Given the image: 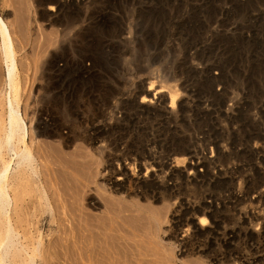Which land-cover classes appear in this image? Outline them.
<instances>
[{"label":"rangeland","instance_id":"374dc122","mask_svg":"<svg viewBox=\"0 0 264 264\" xmlns=\"http://www.w3.org/2000/svg\"><path fill=\"white\" fill-rule=\"evenodd\" d=\"M59 1H60V4H59ZM48 4L51 6H54L56 12L50 13V15L49 13H46L44 11V7L49 6ZM106 4L111 5V6H108V5L105 6ZM112 4H113V8H112ZM181 4H182V7H180ZM174 5L177 7L175 8ZM66 7H67V10L65 11ZM155 7H158L157 10H155L156 9ZM56 8H58L59 10ZM42 9L44 13L41 11ZM147 9H149L150 11L149 10L147 11ZM92 10L94 11L93 13L95 14L96 17L92 13ZM79 11L81 13V16L79 17L80 20H77V23H75V26L71 30V33L67 35L66 34L62 35L60 31L62 29L61 27H63L61 25V22H62L61 19L65 18V16L66 15L68 16L69 14H70L69 16L71 17L74 15L79 16L80 14ZM6 12L7 14L9 13L8 21L9 22L14 21V24H16L15 18H17V21H19L18 17L20 16L22 17L20 18V21L23 19L24 16H26L25 18H27V19L24 18L25 20L23 19V21H26L27 23L23 21H21L23 23L19 22L21 24L19 26V29L25 26L23 27L25 29H23L22 31V32L25 31V33H23L25 35L22 34L23 36L21 35L20 37L22 38V37L27 36L28 38L26 40V44L24 48L21 50L19 49V53H18V61H19L18 67H19V70L22 71L21 76L23 74L24 75L22 77L26 76L22 78L23 79L22 82L24 83L22 84L21 82V88H22V97H21V102H20L21 114L23 115V118L25 120V123L28 129L33 132L36 130L35 129L36 127L45 129L47 125L55 123L57 126L59 125L58 126V129L60 130L59 132L61 133L63 131L61 134L65 137L72 136L71 132L72 130L75 131V129L76 131L78 130V132H83L82 133L83 136L88 135L85 138L86 140L85 139L75 140L74 142L76 143L75 144L76 147L74 146V143L70 142L69 145H67V148H63V146H61L59 142L57 144V141H56V144L55 143L53 144L51 143L53 142L51 140L43 141L42 138H39L41 140L37 139V141H43L49 144L51 143L50 145H57L58 148H60L59 149L60 151L65 150L67 154L75 153L76 151L78 152L79 150L81 151V152H78L79 154L81 153L82 155L86 153L89 159L95 161V162L93 161L92 162L96 164L95 168L97 170L96 171L97 175L93 183L87 187L88 189L90 188L91 189L93 188V189L92 191H89V192L87 189H83L84 192L87 191L90 194H93V195L95 194L94 195L95 197H98L96 196L98 194L99 195H115L114 192H111L107 188L104 189L101 186L103 178L106 177L105 175L106 162L102 158L101 154H98L97 152L93 150L92 148L93 145H91V144H94V141H95V136H96L95 131H103V135L99 137V140L101 141V143L104 145H108V146L110 145L109 146L110 152L118 155V158L122 160L120 161L121 164L128 163L129 165L127 164V166H130L133 163L131 167L134 168V170L136 169L135 171H138L135 173H139V172H141L142 174L145 173L144 166H143L145 162H146L145 164H147L146 168L151 166L150 168L153 169L155 167L154 169L157 170V167L154 162L166 161L165 159H169V162L174 161V158L177 157V154H175L176 153L175 150L177 151L183 150V152L185 153L183 157L186 158L185 162L182 164L181 163L176 164L174 161V163H171V164L173 165L174 170H184V175L187 174L189 176V173H190V180L191 179L192 180L189 183V185L187 184V186L191 189L195 188L196 191L198 190L197 191L198 194L196 193L194 189L195 198H194V195L188 197L189 202L191 201L192 203H202L205 201V203H207L209 206L210 205L215 206V207L212 206L213 208L212 207L209 208L208 214L206 213L207 215L204 216L207 219V223L209 222L210 223H209V226L206 225L208 229L207 227H203V229L206 228L205 230H208V231L210 230V231L208 234H205L202 237L194 235L195 226L193 224L196 223L194 222V219L195 221H197L196 220L198 218L197 215H193L194 216L193 217L190 214H183V212L182 213L179 212L180 207L178 206H176L177 209L175 208L174 210H171L168 207V204L164 206L166 202H164V204L163 202H158V203L154 201L152 203L149 202V205L152 204L151 206L153 208H155L156 210L158 209L157 217H156L157 220L154 222L151 220H146V219H150L148 218V215L141 213L140 214L142 216L141 218H146L145 219L146 221L142 219L140 220V218H138L140 222L142 221L140 223L138 220L133 219L135 216L134 217L129 216L131 217V219H129L128 222L129 221L130 222L129 223L125 222V224H129V225H125L124 223L121 224V227L120 225H115V226L113 225L115 228L112 226L111 227L112 230L110 229L111 231L109 230V228H102L103 231L99 229V233L103 232V234L105 235H107V233L110 231V233L107 235V238H109L108 236H111L110 234H115L117 232L116 233L117 235L115 234L117 239L116 237H113V238L110 237L113 239V241L112 239L110 240L107 239L105 235L104 236L102 235V233L101 235L100 234L97 235L98 237H95V239H97L98 242L96 240L95 244H99L100 247H98V245H94L93 241L95 239L92 234H89V236H87L89 238L78 237V239H76L77 237L75 236V233H74V236L76 238L68 240L70 239L69 237L70 234L67 233L66 235V231L70 232L71 228L67 222H64L65 224H63L64 225L63 227L65 230H63V232H65V236H64L65 238L64 240L59 239V241H61L60 243L64 247L62 248L63 250L65 249V251H63L62 248L60 247L61 245L59 241L57 239L56 240L54 239L57 236V234L55 235L53 234V236L48 239L52 240V238L55 236L53 240L50 241V243L52 242L51 245L54 248L52 246L50 247L54 249L53 251L54 253L57 254L58 252H61L60 254H57V255H61V254L62 255L61 256L56 255L58 257L57 258L58 261L55 260L56 256L53 257L54 255L52 253L53 249L50 248L52 249L50 250L52 254L49 257V261L52 259L51 262L53 261L54 264L55 263L56 264L57 263L58 264H62V263L63 264L64 263L73 264L72 262H74V264H78L77 261H80V262L82 261V264H85V263L92 264V262L94 261L92 262L90 261L95 260V259H96L95 262L97 263L101 259L102 262H99V264H116L115 260H117V264H118V261L120 264L121 263L122 264H219V263L220 264H245V263L246 264H264L263 262L264 261V238L262 237L264 236V229H261L262 226L264 227V200H263L264 199V0H58V1L50 0V2L46 4H44V0H7V3L5 2V5L3 6V13H6ZM155 12L156 13L158 12L157 15H154L156 14ZM164 12L166 13V16L164 15L165 14ZM197 12L200 14H198ZM71 13L73 14L71 15ZM136 13H139V14H136ZM144 13L147 14V16L144 15ZM195 13L197 14L195 15ZM142 14L144 17L141 16ZM194 15L196 16V18H194L195 17ZM52 17H54V20ZM86 17L88 18V20ZM150 17L152 19H150ZM156 17L157 18L160 17V18L157 19ZM93 23H94V26L92 28ZM117 23H119L118 24L119 26L117 25ZM110 25L113 27H111ZM117 26H118V29H116ZM105 28L107 29L105 30ZM88 29H91V30H88ZM133 30H137V32ZM88 31H91L90 33L92 34V36L91 34L88 35L89 34ZM102 31L104 33H102ZM80 32L83 34V36L82 34H80ZM94 32L95 34L97 32V34L95 35ZM115 33H120V34L115 35ZM73 34H76V35H73ZM78 34L79 36H77ZM85 34L90 36V38L86 36ZM103 34H105L106 36H104ZM45 36L47 37V39L44 38ZM53 36L55 37V41L52 40ZM20 37H16L17 40H19ZM80 37H82L81 39L86 42L85 44L83 43L84 41H82V44H80V41H81ZM43 38L46 39L44 44L42 43L44 42L42 41L44 40ZM48 39H49V42L47 41ZM101 39L104 42L101 41ZM32 40H33V43L31 42ZM71 40H73L74 43ZM97 40H99V42L103 44V46ZM107 40L110 42L109 44H107L108 43ZM75 41L78 43H75ZM96 41H97V44H96ZM112 41L114 42L112 43ZM39 42H41L42 44L41 43L39 44ZM98 43L101 46H99ZM45 44H47V46ZM89 44L90 45L92 44V45L90 46ZM63 45L65 46V48ZM60 46H62V48ZM84 46H86L87 48ZM95 46L96 48H94ZM39 47L41 48L40 50L42 51L38 55V52H40ZM88 50L91 52H89ZM95 51H98V52H95ZM101 51L103 52V54ZM57 52L60 54H57ZM62 52L64 53V55H62L63 54ZM85 53H86V56H84ZM104 53L106 54L104 55ZM58 55H61V57ZM93 55H98V56L96 57ZM56 56H58L59 58L57 57L58 58L57 59ZM53 57L55 58L53 59ZM34 58L36 60L33 62ZM99 58L100 59L102 58V59L100 60ZM60 61H62V65L60 64L61 63ZM49 62L50 63L52 62L53 64L50 65ZM57 63H59L58 64L59 67L58 65H56ZM174 63L178 64L179 66L175 65ZM63 64L65 67H63ZM54 65H56L55 68H54ZM174 66L177 68H174ZM21 67L25 68V70L24 69L21 70ZM27 67H28V70H27ZM50 67H53V68H50ZM194 67L196 68V70ZM72 68L76 69L75 71L76 72L78 71V72L75 74L74 73L75 71L72 70ZM193 69L195 72H193ZM186 70L188 73L186 72ZM190 70L192 73L189 72ZM79 71H81L82 73L84 72V74H82L81 72L79 73ZM176 72H179V73H176ZM45 73L46 74L48 73L47 75L50 79L49 78L47 79V75ZM65 73H66V76H65ZM190 73L192 74V76ZM193 73L195 74L193 75ZM52 74L55 76H53ZM56 74L57 75L59 74L61 77L57 76ZM88 74L92 76L90 77ZM174 74L176 75L175 77L173 76ZM82 77L83 78L85 77L86 79L85 78L83 79ZM96 77L97 79L99 77L100 78L98 80L94 79ZM101 77H104V78H101ZM59 78L63 80L65 84L62 83L63 87L61 86L58 89V92L60 91V93L62 92V94L61 96H58L59 98H58L57 108L51 110V106L49 105L50 102L48 101L49 99L48 97L46 98V93L44 92V89L47 87L45 85V82L48 84L50 80L56 81ZM87 78L89 80H87ZM211 78L213 79V81H211L212 84L210 82ZM216 78L218 80H216ZM67 79H69V81ZM204 80H206L207 82H204ZM86 81L87 83H85ZM208 81L210 84L208 83ZM106 83L111 84L112 86L107 85ZM204 83L206 84L208 83L209 86L208 84L207 85L205 84L204 85L205 87H202ZM150 84L152 85L154 90L155 89L157 90L160 86H162L165 92H167L166 87L175 86L178 92L180 91L179 93L182 96H184V100L186 101V104L189 105V107L187 106L188 108H185L186 110L184 109V111L176 108L173 114L170 113V117L168 114L166 115L163 111H159L157 113L156 112L151 113L150 115V112L148 109L144 110V112L146 111L145 113L143 112L142 109L138 107H135V110H134L133 106H138L137 102L139 101L138 99L140 98V93H141L140 90H142V88L140 89V86L147 87ZM28 85H30V88H28ZM66 85L68 86L66 87ZM191 85L192 86L194 85V87H192ZM74 86H76L77 89ZM107 86L112 91H110V89L108 90ZM206 86L208 87L211 86V87L208 88ZM73 87L75 89H73ZM102 87L103 89L101 90ZM66 88L67 90H65ZM100 90L102 92H98ZM72 91H74L75 93L78 91L79 93L77 92V95L75 94L76 96H73L74 92ZM106 92H108L109 95ZM90 93L91 94L94 93L93 96H90L91 95ZM104 93H105V97L102 96ZM65 95H67L69 98ZM94 95L97 97L98 100L96 99ZM92 97H95V98H92ZM123 99L127 101H124ZM189 99L191 101H189ZM43 100L45 101V103H43ZM129 100H131V103ZM84 101H85V104H84ZM106 101H108L107 102L108 104H105ZM73 102H75V104ZM91 103H93L94 105ZM43 104L47 106L46 109H45L46 106ZM98 104L100 105L98 107L97 106L95 107V105H98ZM129 104H131L130 107H128ZM65 108L66 109L68 108L67 111L65 110ZM126 108H130V109H126ZM42 110L44 111L42 112ZM83 110H86V111H83ZM98 110L99 111L101 110V111L99 112ZM136 111L139 113H137ZM141 112L142 114L144 113L145 115L144 114L141 115ZM160 112H162L163 114H161ZM76 113L79 115L77 116ZM135 114L137 115L135 116ZM152 114H154V116H152ZM156 114H159V115H156ZM164 114H165V117L167 116L166 118L163 117ZM182 115L185 117L184 119L182 118L183 117ZM172 117L173 118L176 117L175 120ZM52 119H54L55 121L53 122ZM88 121H90L91 123ZM63 124L64 125L67 124L68 127L64 126ZM62 128L64 130H62ZM68 128L70 130H68ZM135 128L138 130H136ZM139 128L140 130H143V131L140 132ZM169 128L170 130L168 131ZM171 128H173L172 131L174 130V132L171 131ZM157 129L159 130V132ZM135 130L137 132L136 134L134 132ZM65 131L67 132L69 131V132L66 133ZM163 132L164 133L166 132V133L164 134ZM121 133L123 135H119ZM175 133H177V135ZM141 134L143 138L142 136H140ZM159 134L161 135V137ZM173 135L174 137L172 138ZM121 136L122 138L124 136L126 137H124L122 140ZM136 136L139 138V139L137 138L138 140L136 139ZM145 136L149 138V140ZM176 136H177V139L175 138ZM154 137L157 140H159L160 144H157L159 142H157ZM67 139H70V138H67ZM179 139H180V143H178ZM118 140L120 141V143ZM116 141L119 143L120 146L118 145ZM128 141L129 143L130 141L132 142L136 141V143L138 142L137 143L138 145L136 143L135 145L134 143L133 144L130 143L133 146L132 148L130 144H127ZM149 141L151 144L149 143ZM110 142L111 144L115 143L116 145L115 144L111 145ZM175 142L177 143L175 144ZM79 145H81L80 148L82 149L79 148ZM124 145L126 147L130 145L129 147H131L132 149L129 147L128 149ZM147 145H148V148H147ZM124 147H125V150H124ZM77 148L79 149L77 150ZM140 148L144 154L142 152H138ZM134 149L137 151H135ZM184 149L186 152L184 151ZM219 149L221 152V153L219 152L220 154H218L217 152L219 151ZM167 150H169L168 151L169 153L167 152ZM122 151L123 152L125 151V152L123 153ZM126 151H128L129 153L127 152L126 154ZM133 152L134 154H132ZM120 153H121V156L126 155V157L127 158L129 157V158L127 159L125 156H123L125 159L124 160L123 157L119 155ZM160 153H162L161 156H160ZM138 154L139 155L142 154L140 155L141 157H139ZM162 155L164 157H162ZM199 158L200 160H198ZM204 158L207 160H205ZM132 161H136V162H132ZM191 161L194 164L193 165V168L195 167L194 169L192 168L191 165H189V164H192ZM170 168H163L162 172L156 171L155 173L160 178H162L164 182L166 181L169 184H174L177 187H180V186L184 187V184L186 182H184L181 178H178L175 181L173 180L169 181L167 179L169 178L168 176H169ZM189 168L190 170L188 171ZM192 172L194 173V175H192L193 174ZM197 176L198 178L199 177L200 178L198 179ZM201 176L206 177V178L202 177L203 178L202 179ZM203 184H204V188L202 186ZM220 185H222L221 188H220ZM211 192H213L214 194ZM182 197L183 196L181 194L178 196L177 204L180 202ZM133 200L137 203H142L143 201V200H135V199ZM133 200L131 201L135 203ZM84 202L85 201H82L81 203L82 207L84 209L89 210L86 206V202L85 204H83ZM125 203L129 204L130 202L129 200H126ZM228 203L230 205H228ZM141 205H147V203L143 202V204ZM166 206L167 208H163ZM222 207H224V209ZM226 207L228 208L226 209ZM241 208H244V209L242 210ZM239 209L242 210L243 212L240 211ZM89 212L91 214L94 213L96 215L99 213L98 211H91V210H89ZM216 212L218 215L219 214L223 215V216L219 215L221 218L217 217L215 219V220H218V224L220 223L219 225L215 224L213 220H211L212 218L209 217V216L216 215ZM133 215H136V214H133ZM125 216H128V214L127 215L125 214ZM238 216L239 217L242 216V217L239 218ZM222 218L225 219V220L223 219L225 222H223ZM132 219L138 222H134L132 221ZM178 219L179 220L183 219L184 221L182 220L183 221L182 222L180 220L181 222L180 223ZM189 220H191L192 223ZM231 220L233 221V225H232ZM234 220H237L238 222ZM175 222H177L178 224L177 223L175 224ZM229 222H231V224ZM224 223L226 224L228 223L227 224L228 226L225 225L227 228L223 225ZM151 224L153 227L151 226ZM191 224L192 226H194L193 229L191 228L192 227ZM243 224L244 225L246 224V226H244ZM177 226L179 229L176 228ZM63 227H61V229ZM234 227H237V229ZM241 227L243 229H241ZM113 228L116 230L113 231ZM229 229H231V231L240 230L238 237L234 239H230L231 237L230 235L232 234H230ZM150 230H152L154 234H152L153 232H151ZM223 231L225 234L223 233ZM94 232L98 234L97 230L96 231L94 230ZM173 232H175L176 234ZM248 232L250 234H248ZM119 233L120 235L122 234L121 235L122 239L120 238L121 236H118ZM177 234L184 235V240H187V241L189 237V241H188L189 243H187L188 246L186 245L184 247L185 245L184 243L176 240L175 237ZM188 234H191V235H188ZM246 234H248L249 237L253 238V240L249 238L248 235L246 236ZM185 235H187L188 237ZM222 235H224L225 238ZM91 236L93 237V240H91L92 239ZM179 237L180 236H178L177 238L179 239ZM190 238L192 242L190 241ZM196 238L198 240H196ZM106 239L108 242L106 241ZM82 240H85V241L81 242ZM90 240L92 241V243ZM101 240L103 241L104 244L103 243L101 244L100 242ZM216 240L219 241L220 243L218 242L217 244ZM77 241L78 242L80 241V242L78 243ZM71 242L74 244V247L76 245L77 247L74 248L72 245H70ZM190 242L193 244H191ZM54 243L57 246H54ZM68 243H69V246H68ZM240 243L241 245H239ZM93 245L96 247L93 248V252H92V248L90 247L91 246L94 247ZM227 245L229 247H226ZM153 246H155L156 248H153ZM56 247L60 248L58 252L55 251L58 249ZM72 247L76 249L78 253L73 252ZM78 247L80 249H78ZM101 247L107 249L108 255L107 253L106 254L104 253L107 251L102 250ZM188 247L190 248L193 247V248L190 249ZM67 248H69L70 250L72 249L70 252L71 254L72 253L77 254V257H74L76 256L75 254L73 256V254L71 255L69 253L71 255V258H73L75 261H72L73 259L71 260L69 259L70 255L67 253L69 249ZM96 248H98V250ZM94 249L95 251L97 250L99 252L100 256L104 255L103 256L104 258L97 256L98 253L95 252ZM99 249L101 250L99 251ZM157 249L159 250L156 251ZM208 250H210V252ZM90 251L92 252L91 254H89ZM189 251L191 253H189ZM94 252L96 254H94ZM211 252L213 255L211 254ZM222 253L223 255L225 254L224 258H223ZM226 253L228 255H226ZM81 254L83 256H81ZM93 254L96 256L95 258ZM208 254L210 256H207ZM90 255H92L91 257L93 259L90 257ZM63 256L65 259H63ZM108 256L112 258L113 262L111 261V258H109ZM120 256H122V259L120 258ZM226 256H228V258ZM59 257H62V258H59ZM78 257L80 259H78ZM84 257L86 259V262L85 260L84 261L81 260V258H84ZM89 257L91 258V260ZM106 258L108 259V261ZM225 258L227 259V262ZM59 259H60V262H59ZM62 259L65 260L66 262L63 261ZM95 262L94 264H97Z\"/></svg>","mask_w":264,"mask_h":264},{"label":"bare ground","instance_id":"6f19581e","mask_svg":"<svg viewBox=\"0 0 264 264\" xmlns=\"http://www.w3.org/2000/svg\"><path fill=\"white\" fill-rule=\"evenodd\" d=\"M46 1V2H45ZM58 1V0H57ZM5 2L7 3V0H0V264H52V262H51V260L49 261V257L51 256V254L53 253L54 255H53V257H55L57 254H60L61 252H58L59 251V249L60 248H58L59 247V245H58V247H56V248H58L57 250H55V251H57L58 253L56 254V253H54L53 251H54V247L51 245V243H50V241H52L53 240V238L55 237H53L52 238V240H50V239H48V238H51L52 236H53V234L55 235V234H57V236L54 238L55 240L57 239L58 241H59V239L61 240V239H63L64 240V236H65V232H63V230H65L64 229V225L63 224H65L64 222H67L69 225H70V232H67L66 231V235H67V233H69L68 235H69V237H70V239H68V240H71V239H75L76 237V239H78V237H80V238H83V237H87V236H89V234H92L93 236H94V239H95V237H98L97 235H101V233H102V235L104 236L105 234H103V232H101V233H99V229H101L102 230V228H109V230L111 229L112 230V226L114 225H120V227H121V224H125V222H127V223H129L128 222V220L129 219H131V217H129V216H135L133 219H136V220H138V218H140V220L142 219V220H145L146 218H141L142 216L140 215L141 213L142 214H146V215H148V218H150V219H146V220H151V221H156L157 220V211H158V209L156 210L155 208H153L151 205V203L154 201V202H163V204H164V202H166L165 204H164V206L166 205V204H168V207L171 209V210H174L175 208H176V206H178V207H182L181 208V210H180V208H179V212H183V214H190V215H197L198 216V218L196 219L197 221H195V219H194V222H196V223H194L193 225L195 226V232H194V235H196V236H204L205 234H208L209 233V231L208 230H205V229H203V227H207V226H209V223H207V219L204 217L205 215H207L208 214V209L209 208H211L212 206H214V205H208L207 203H205V201L204 202H202V203H192L191 201L189 202V198L188 197H190V196H193L194 194H195V192H194V189H191V188H189L188 186H187V184L189 185V183L191 182V180H190V173H189V176L187 175V174H185L184 175V170H174L173 168V165L171 164V163H174V161H175V163L176 164H178V163H184L185 162V160H186V158L185 157H183V155L185 154L184 152H183V150H175L176 151V153L175 154H177V157L176 158H174V161H170L169 162V159H165L166 161H156V162H154L155 163V165H156V167H157V170L156 169H152V168H150L151 166H149L148 168H146V166H147V164H143V166H144V170H145V173L144 174H142L141 172H139V173H135V172H138V171H135L134 170V168H132L131 166H132V164L130 165V166H127V164L126 163H123V164H121L120 163V161H122V160H120L119 158H118V155H116V154H114V153H111L110 152V150H109V146L108 145H104V144H102L101 143V141L99 140V137H101L102 135H103V131H95V141H94V144H91V145H93V150L95 151V152H97L98 154H101L102 155V158L104 159V161L106 162V167H105V175H106V177L105 178H103V180H102V183H101V186L104 188V189H108V190H110L111 192H114V194L115 195H96V196H98V197H95L93 194H90V193H88L89 191H92V189L90 190V189H88L87 187L90 185V184H92L93 183V181H94V179H95V177H96V168H95V165L96 164H94L93 162H95L94 160H91V159H89L88 158V155L85 153V154H82L81 155V153L79 154L78 152H81V151H79L78 149L81 147V145H79V148H77V150H78V154L75 152V153H69V154H67V152L64 150V151H60L59 149L60 148H58V146L57 145H50L51 143H55L56 144V141H57V144H58V142H59V144L61 145V146H63V148H67V145H69V143L70 142H72V143H74V146H75V140H78V139H85L87 136H83V132H78V130L76 131V129H75V131L74 130H72V136H63L61 133L63 132H59L60 130L58 129V126L55 124V123H53V124H49V125H47V127L45 128V129H41L40 127H36L35 129V131L33 132V131H31V130H29L28 129V127H27V125H26V123H25V120H24V118H23V115L21 114V111H20V102H21V97H22V88H21V82L23 81V79L22 78H24V77H26V76H24V77H22L21 76V74H22V71H20L19 70V67H18V63H19V61H18V53H19V49L21 50V49H23L24 48V46H25V44H26V40L28 39L27 38V36L26 37H20L23 33H25V31L24 32H22L23 31V29H25V28H23V27H25V26H23L21 29H19V26L21 25L20 23H23V22H26V21H23V19L26 17V16H24L23 17V19L21 20V21H23V22H21L20 21V18H22L21 16L20 17H18L19 18V21H17V18H15L16 19V24H14V21L13 22H9L8 21V16H9V13L7 14V12L6 13H3V6L5 5ZM38 2V1H37ZM48 2H50V0H44V4H46V3H48ZM54 2V1H53ZM77 2V1H76ZM39 3V2H38ZM89 3V2H88ZM94 3V2H93ZM96 3V2H95ZM10 4V3H9ZM8 4V5H9ZM43 4V3H42ZM59 4H60V1H59ZM58 4V5H59ZM80 4V3H79ZM115 4V3H114ZM160 4V3H159ZM49 5V4H48ZM55 5V4H54ZM108 4H106L105 6H107ZM156 5V4H155ZM176 5V4H175ZM174 5V6H175ZM196 5V4H195ZM104 6V7H105ZM108 6H111V5H108ZM179 6V5H178ZM197 6V5H196ZM6 7H7V5H6ZM69 7H71V6H69ZM95 7V6H94ZM102 7V6H101ZM104 7H103V9H104ZM177 6H175V8H176ZM180 7H182V4H181V6ZM99 8V7H98ZM112 8H113V4H112ZM145 8V7H144ZM149 8V7H148ZM156 9L155 10H157V8L158 7H155ZM160 8V7H159ZM56 9H58V8H56ZM70 9V8H69ZM75 9V8H74ZM78 9V8H77ZM107 9V8H106ZM151 9V8H150ZM194 9V8H193ZM200 9V8H199ZM198 9V10H199ZM40 10V9H39ZM59 10V9H58ZM67 10V7H66V9H65V11ZM73 10V9H72ZM79 10V9H78ZM77 10V11H78ZM94 10V9H93ZM92 10V13L94 12ZM96 10V9H95ZM149 9H147V11H148ZM160 10V9H159ZM163 10H164V8H163ZM201 10V9H200ZM42 12H43V9L41 10ZM40 11V12H41ZM44 11L46 12V13H49V15H50V13H53V12H56V10H55V7L54 6H51V5H49V6H45L44 7ZM64 11V12H65ZM70 11V10H69ZM68 11V12H69ZM75 11V10H74ZM98 11V10H97ZM102 11V10H101ZM105 11V10H104ZM107 11V10H106ZM150 11V10H149ZM197 11V10H196ZM195 11V12H196ZM41 12V13H42ZM61 12V11H60ZM146 12V11H145ZM194 12V11H193ZM44 13V12H43ZM70 13V12H69ZM76 13V12H75ZM79 13H80V11H79ZM101 13V12H100ZM142 13H143V11H142ZM151 13H153V12H151ZM156 13V12H155ZM158 13V12H157ZM157 13L156 14H154V15H157ZM160 13V12H159ZM165 13V12H164ZM198 13V12H197ZM197 13H195V15L197 14ZM65 14V13H64ZM73 13H71V15H72ZM94 14V13H93ZM136 14H139V13H136ZM141 14V13H140ZM147 14H148V12H147ZM147 14H145L144 13V15H146L147 16ZM161 14V13H160ZM162 14H163V12H162ZM174 14V13H173ZM191 14V13H190ZM198 14H200V13H198ZM52 15H54V14H52ZM61 15V14H60ZM70 15V14H69ZM65 16V18H62L61 19V25L63 26V27H61L62 29L60 30L61 31V34L62 35H64V34H69V33H71V30L74 28V26H75V23H77V20H80V16H81V13L79 14V16H76V15H74V16H76V17H74V16ZM87 15H88V13H87ZM97 15H98V13H97ZM101 15V14H100ZM104 15V14H103ZM149 15H151V14H149ZM165 16H166V13L164 14ZM194 15V16H195ZM57 16V15H56ZM62 16V15H61ZM93 16V15H92ZM94 16H95V14H94ZM141 16H143V14L141 15ZM165 16H163V17H165ZM193 16V17H194ZM45 17H46V15H45ZM88 17V16H87ZM86 17V18H87ZM96 17V16H95ZM98 17V16H97ZM117 17V16H116ZM144 17V16H143ZM168 17V16H167ZM192 17V18H193ZM53 18V20H54V17H52ZM57 18V17H56ZM55 18V19H56ZM59 18V17H58ZM85 18V19H86ZM105 18V17H104ZM107 18V17H106ZM142 18V17H141ZM157 18V17H156ZM155 18V19H156ZM158 18H160V17H158ZM157 18V19H158ZM162 18V17H161ZM194 18H196V16L194 17ZM14 19V20H15ZM25 19H27V18H25ZM24 19V20H25ZM65 19V20H64ZM97 19H99V18H97ZM113 19H114V17H113ZM117 19V18H116ZM150 19H152L151 17H150ZM47 20V19H46ZM58 20V19H57ZM60 20V19H59ZM87 20H88V18H87ZM93 20V19H92ZM102 20V19H101ZM52 21V20H51ZM116 21V20H115ZM115 21H113V22H115ZM18 22V23H17ZM20 22V23H19ZM53 22V21H52ZM57 22V21H56ZM60 22V21H59ZM58 22V23H59ZM95 22V21H94ZM106 22V21H105ZM108 22V21H107ZM112 22V23H113ZM118 22V21H117ZM27 23V22H26ZM25 23V24H26ZM90 23V22H89ZM88 23V24H89ZM104 23V22H103ZM102 23V24H103ZM109 23H110V21H109ZM119 23H117V25H118ZM22 25H24V24H22ZM60 25V24H59ZM106 25V24H105ZM113 25H115V24H113ZM53 26V25H52ZM56 26V25H55ZM93 26H94V23H93V25H92V28H93ZM103 26V25H102ZM108 26V25H107ZM111 26V25H110ZM119 26V25H118ZM118 26H117V28L116 29H118ZM58 27V26H57ZM60 27V26H59ZM109 27V26H108ZM111 27H113V26H111ZM110 27V28H111ZM86 28V27H85ZM84 28V29H85ZM91 28V27H90ZM91 28V29H92ZM96 28V27H95ZM103 28V27H102ZM101 28V29H102ZM83 29V30H84ZM91 29H88V30H91ZM107 28H105V30H106ZM121 29V28H120ZM134 29H135V27H134ZM94 30V29H93ZM87 31V30H86ZM97 31V30H96ZM123 31V30H122ZM121 31V32H122ZM133 31H136L137 32V30H133ZM22 32V33H21ZM58 32V31H57ZM76 32H77V30H76ZM89 32V34L88 35H90L91 33V31H88ZM93 32V31H92ZM108 32V31H107ZM110 32V31H109ZM74 33H75V31H74ZM84 33V32H83ZM102 33H104L103 31H102ZM123 33V32H122ZM80 34H82L81 32H80ZM94 34H95V32H94ZM93 34V35H94ZM96 34H97V32H96ZM95 34V35H96ZM107 34V33H106ZM110 34V33H109ZM116 34H120V33H115V35ZM23 35H25V34H23ZM22 35V36H23ZM72 35V34H71ZM73 35H76V34H73ZM86 35V34H85ZM88 35H86V36H88ZM104 36H106L105 34H103ZM108 35V34H107ZM111 35V34H110ZM114 35V34H113ZM56 36V35H55ZM77 36H79V34L77 35ZM81 36V35H80ZM82 36H83V34H82ZM86 36H84V37H86ZM91 36H92V34H91ZM16 37H20L19 38V40H17V38ZM89 38H90V36H88ZM121 37V36H120ZM123 37V36H122ZM44 38H46L47 39V37L45 36ZM43 38V39H44ZM49 38V37H48ZM53 39V41H55V37L53 36L52 37ZM69 38H70V36H69ZM82 37H80V39H81ZM91 38H93V37H91ZM98 38V37H97ZM96 38V39H97ZM109 38V37H108ZM46 39H44V40H42V41H44V42H42L43 44L45 43V40ZM50 39V38H49ZM49 39L47 40L48 42H49ZM71 39H72V37H71ZM86 39V38H85ZM51 40V41H52ZM46 41V42H47ZM72 42H73V40H71ZM82 41H84V40H82L81 39V41H80V44H82ZM89 41V40H88ZM98 42H99V40H97ZM97 41H96V44H97ZM101 41H103L102 39H101ZM106 41V40H105ZM32 43H33V40L31 41ZM94 42V41H93ZM104 42V41H103ZM107 44H109L110 42L107 40ZM114 41H112V43H113ZM38 43V42H37ZM41 42H39V44H40ZM41 43V44H42ZM54 43V42H53ZM74 43V42H73ZM75 43H78V42H76L75 41ZM84 44L86 43L85 41L83 42ZM91 43H92V41H91ZM100 43V42H99ZM99 43H98V45H99ZM21 44V45H20ZM38 44V45H39ZM52 44V43H51ZM101 44V43H100ZM46 46H47V44H45ZM90 45V44H89ZM92 45V44H91ZM90 45V46H91ZM102 46H103V44H101ZM101 45H99V46H101ZM105 45V44H104ZM42 46V45H41ZM40 46V47H41ZM44 46V45H43ZM64 46V45H63ZM67 46V45H66ZM98 46V47H99ZM37 47V46H36ZM39 47V51L40 52H38V55H39V53H41V51L42 50H40L41 48ZM45 47V46H44ZM43 47V48H44ZM61 48H62V46H60ZM84 47H86V46H84ZM83 47V48H84ZM89 47V46H88ZM46 48V47H45ZM64 48H65V46H64ZM67 48V47H66ZM87 48V47H86ZM85 48V49H86ZM94 48H96V46L94 47ZM68 49V48H67ZM84 49V50H85ZM96 50V49H95ZM43 51H44V49H43ZM59 51V50H58ZM62 51H64V50H62ZM89 51V50H88ZM104 51V50H103ZM87 52V51H86ZM89 52H91V51H89ZM94 52V51H93ZM95 52H98V51H95ZM102 52V51H101ZM63 53V52H62ZM53 54V53H52ZM51 54V55H52ZM57 54H60V53H58L57 52ZM91 54V53H90ZM94 54H96V53H94ZM100 54V53H99ZM102 54H103V52H102ZM106 53H104V55H105ZM37 55V54H36ZM55 55V54H54ZM62 55H64V53L62 54ZM84 55V54H83ZM83 55H82V57H83ZM88 55V54H87ZM58 56H60L61 57V55H58ZM58 56H56V58L58 57ZM84 56H86V53H85V55ZM90 56V55H89ZM93 56H98V55H93ZM92 56V57H93ZM64 57V56H63ZM81 57V58H82ZM88 57V56H87ZM100 57H101V55H100ZM35 58H37V57H35ZM33 59V62L36 60V59ZM51 58H52V56H51ZM55 57H53V59H54ZM59 58V57H58ZM57 58V59H58ZM85 58V57H84ZM83 58V59H84ZM103 58V57H102ZM101 58V59H102ZM52 59V60H53ZM64 59V58H63ZM86 59V58H85ZM93 59V58H92ZM100 59V58H99ZM100 59V60H101ZM50 60V59H49ZM51 60V61H52ZM65 60V59H64ZM63 60V61H64ZM90 60V59H89ZM96 60V59H95ZM94 60V61H95ZM32 61V60H31ZM79 61V60H78ZM77 61V62H78ZM83 61V60H82ZM93 61V60H92ZM91 61V62H92ZM103 61H104V59H103ZM47 62V61H46ZM57 62V61H56ZM61 63V65H62V61H60ZM86 62V61H85ZM53 63H54V61H53ZM52 62L50 63L49 62V64L50 65H52L53 64ZM97 63V62H96ZM104 63V62H103ZM184 63V62H183ZM59 63H57L56 65H58ZM65 64V63H64ZM64 64H63V67H65L64 66ZM74 64V63H73ZM90 64V63H89ZM89 64H87V65H89ZM105 64V63H104ZM175 64V63H174ZM185 64V63H184ZM47 65V64H46ZM49 65V66H50ZM56 65H54V68H55V66ZM60 65V66H61ZM75 65H77V64H75ZM91 65V64H90ZM95 65V64H94ZM175 65H178V64H175ZM182 65V64H181ZM78 66H79V64H78ZM77 66V67H78ZM168 66V65H167ZM179 66V65H178ZM194 66V65H193ZM22 67H24V66H22ZM21 67V70L22 69H24L25 70V68H22ZM58 67H59V65H58ZM58 67H56V68H58ZM81 67V66H80ZM93 67V66H92ZM92 67H91V69H92ZM105 67H106V65H105ZM197 67V66H196ZM46 68H47V66H46ZM50 68H53V67H50ZM49 68V69H50ZM85 68H86V66H85ZM167 68V67H166ZM174 68H177V67H175L174 66ZM179 68V67H178ZM187 68V67H186ZM195 68V67H194ZM48 69V70H49ZM61 69V68H60ZM64 69H66V68H64ZM168 69V68H167ZM23 70V71H24ZM27 70H28V67H27ZM55 70V69H54ZM59 70V69H58ZM62 70H63V68H62ZM69 70H71V69H69ZM68 70V71H69ZM72 70H76V69H73L72 68ZM80 70V69H79ZM83 70V69H82ZM174 70V69H173ZM195 70H196V68H195ZM57 71V70H56ZM67 71V72H68ZM85 71V70H84ZM25 72V71H24ZM63 72V71H62ZM78 72V71H77ZM76 71L74 72L75 74L77 73ZM81 71H79V73H80ZM186 72H187V70H186ZM189 72H191V70L189 71ZM193 72H195L194 71V69H193ZM201 72V71H200ZM72 73H73V71H72ZM82 73V72H81ZM91 73H93V72H91ZM176 73H179V72H176ZM188 73V72H187ZM192 73V72H191ZM190 73V74H191ZM198 73V72H197ZM46 74V73H45ZM44 74V75H45ZM48 74V73H47ZM46 74V75H47ZM62 74V73H61ZM82 74H84V72L82 73ZM86 74V73H85ZM107 74V73H106ZM173 74V73H172ZM195 73H193V75H194ZM53 75V74H52ZM51 75V76H52ZM57 75V74H56ZM74 75V74H73ZM89 75V74H88ZM103 75V74H102ZM102 75H100V76H102ZM108 75V74H107ZM112 75V74H111ZM211 75V74H210ZM209 75V76H210ZM50 76V77H51ZM53 76H55V75H53ZM57 76H60L59 74L57 75ZM64 76V75H63ZM65 76H66V73H65ZM70 76V75H69ZM79 76V75H78ZM78 76H76V77H78ZM82 76V75H81ZM85 76V75H84ZM90 76V75H89ZM89 76H88V78H89ZM92 76V75H91ZM90 76V77H91ZM174 77L176 76L175 74L173 75ZM172 76V77H173ZM190 76V75H189ZM191 76H192V74H191ZM44 77H46V76H44ZM61 77V76H60ZM75 77V76H74ZM73 77V78H74ZM87 77V76H86ZM94 77V76H93ZM111 77V76H110ZM207 77V76H206ZM49 77H48V75H47V79H48ZM58 78V77H57ZM65 78V77H64ZM83 78V77H82ZM85 78V77H84ZM83 78V79H84ZM87 78V80H89ZM100 78V77H99ZM98 78V79H99ZM101 78H104V77H101ZM210 78V77H209ZM209 78H208V80H209ZM22 79V80H21ZM50 79V78H49ZM53 79V78H52ZM72 79V78H71ZM75 79H77V78H75ZM79 79V78H78ZM86 79V78H85ZM92 79V78H91ZM94 79H97V77L96 78H94ZM97 79V80H98ZM171 79V78H170ZM175 79V78H174ZM205 79V78H204ZM27 80V79H26ZM68 81H69V79H67ZM80 80V79H79ZM114 80V79H113ZM193 80V79H192ZM206 80H207V78H206ZM206 80H204V82H207ZM216 80H218L217 78H216ZM71 81V80H70ZM73 81V80H72ZM81 81V80H80ZM96 81V80H95ZM94 81V82H95ZM115 81V80H114ZM211 81H213V79L211 78L210 79V82ZM65 82H67V81H65ZM83 82V81H82ZM89 82H91V81H89ZM93 82V83H94ZM98 82V81H97ZM103 82V81H102ZM102 82H100V83H102ZM192 82V81H191ZM24 82H22V84H23ZM62 83H64V81L63 80H61L60 78L59 79H57L56 81H52V80H50L49 82H48V84L45 82V85L47 86L45 89H44V92L46 93V98L48 97V101L50 102V106H51V110L52 109H55V108H57V103H58V96H61V94H62V92L60 93V91L58 92V89L62 86ZM72 83V82H71ZM75 83V82H74ZM79 83H81V82H79ZM85 83H87V81L85 82ZM104 83V82H103ZM185 83V82H184ZM183 83V84H184ZM193 83V82H192ZM208 83H209V81H208ZM207 83V84H208ZM29 84H30V82H29ZM65 84V83H64ZM67 84H69V83H67ZM84 84V83H83ZM91 84V83H90ZM107 85H111V84H108V83H106ZM182 84V85H183ZM206 83H204L203 84V86L202 87H205L204 85H205ZM206 84V85H207ZM210 84V83H209ZM209 84H208V86H209ZM211 84H212V82H211ZM72 85H74V84H72ZM96 85V84H95ZM94 85V86H95ZM143 85V84H142ZM145 85V84H144ZM147 85V84H146ZM189 85V84H188ZM68 85H66V87H67ZM71 86V85H70ZM70 86H69V88H70ZM88 86H89V84H88ZM97 86V85H96ZM112 86V85H111ZM180 86V85H179ZM192 86V85H191ZM208 86H206V87H208ZM44 87V86H43ZM63 87V86H62ZM74 87H76V86H74ZM73 87V89H75ZM79 87V86H78ZM99 87H101V86H99ZM106 87V86H105ZM105 87H104V89H105ZM192 87H194V85L192 86ZM201 87V86H200ZM211 87V86H210ZM210 87H208V88H210ZM25 88V87H24ZM28 88H30V85H28ZM83 88H85V87H83ZM93 88H95V87H93ZM107 88H108V86H107ZM142 88V90H140L141 91V93H140V98L139 97H137V98H139L138 100V102H137V104H138V106H133L134 107V110H135V107H138V108H140V109H142L143 110V112H144V110H146V109H148L149 110V112H150V115H151V113H157V112H159V111H163L166 115L168 114L169 115V117H170V113L171 114H173V112H174V110L176 109V108H178L179 110H183L184 111V109L185 108H188L189 107V105H187L186 104V101L184 100V96H182L179 92H178V90L175 88V86H168V87H166L167 88V92H165L164 90H163V87L162 86H160L157 90L155 89H153V87H152V85L150 84V85H148L147 87L146 86H144V87H142V86H140V89ZM185 88V87H184ZM207 88V89H208ZM64 89V88H63ZM76 89H77V87H76ZM80 89H81V87H80ZM103 89V87L101 88V90ZM110 88H108V90H109ZM200 89V88H199ZM28 90V89H27ZM65 90H67V88L65 89ZM79 90V89H78ZM92 90V89H91ZM98 90V89H97ZM98 91V92H102V91ZM188 90V89H187ZM193 90V89H192ZM195 90V89H194ZM62 91H64V90H62ZM85 91V90H84ZM94 91V90H93ZM105 91V90H104ZM107 91V90H106ZM110 91H112L111 89H110ZM72 92H74V91H72ZM72 92H71V94H72ZM78 92V91H77ZM77 92L75 93L74 92V95L73 96H76L77 95ZM92 92V91H91ZM166 94H165V93ZM190 92V91H189ZM27 93H28V91H27ZM26 93V94H27ZM69 93V92H68ZM79 93V92H78ZM107 94H108V92H106ZM117 93V92H116ZM76 94V95H75ZM91 94V93H90ZM89 94V95H90ZM94 94V93H93ZM93 94H91L90 96H93ZM102 94V93H101ZM113 94V93H112ZM114 94H115V92H114ZM44 95V94H43ZM67 95H69V94H67ZM67 95H65V96H67ZM83 95V94H82ZM100 95V94H99ZM109 95V94H108ZM72 96V95H71ZM85 96V95H84ZM95 96V95H94ZM101 96V95H100ZM102 96H104L105 97V93L102 95ZM138 96V95H137ZM192 96V95H191ZM64 97V96H63ZM68 97V96H67ZM82 97V96H81ZM96 97V96H95ZM95 97H92V98H95ZM104 97H102V98H104ZM109 97V96H108ZM45 98V99H46ZM69 98V97H68ZM74 98V97H73ZM89 98V97H88ZM133 98V97H132ZM135 98V97H134ZM137 98H136V100H137ZM192 98V97H191ZM190 98V99H191ZM44 99V100H45ZM61 99V98H60ZM66 99V98H65ZM81 99V98H80ZM96 99H97V97H96ZM106 99V98H105ZM189 99V101H191ZM43 100V103H45V101ZM84 100H85V98H84ZM94 100V99H93ZM98 100V99H97ZM97 100H96V102H97ZM107 100V99H106ZM124 100V99H123ZM132 100V99H131ZM131 100H129L130 101V103H131ZM135 100V99H134ZM61 101V100H60ZM79 101V100H78ZM92 101V100H91ZM109 101V100H108ZM108 101H106V103L105 104H108L107 102ZM124 101H127V100H124ZM189 101H187V102H189ZM72 102V101H71ZM103 102V101H102ZM120 102H122V101H120ZM168 102V103H167ZM66 103V102H65ZM74 104H75V102H73ZM81 103V102H80ZM95 103V102H94ZM99 103V102H98ZM124 103V102H123ZM60 104V103H59ZM58 104V105H59ZM73 104V105H74ZM84 104H85V101H84ZM91 104H93V103H91ZM90 104V105H91ZM189 104V103H188ZM43 105H45V104H43ZM79 105H81V104H79ZM94 105V104H93ZM100 104H98V105H95V107L97 106H99ZM130 105L131 104H129L128 105V107H130ZM46 106V105H45ZM124 106H125V104H124ZM123 106V107H124ZM188 106V107H187ZM191 106V105H190ZM74 107V106H73ZM43 108V107H42ZM47 108V106L45 107V109ZM68 108H69V106H68ZM67 108V109H68ZM84 108V107H83ZM103 108H104V106H103ZM39 109H41V108H39ZM67 109L65 108V110L67 111ZM75 109V108H74ZM81 109H82V107H81ZM95 109H97V108H95ZM123 109V108H122ZM126 109H130V108H126ZM59 110H60V108H59ZM72 110V109H71ZM70 110V111H71ZM138 110V109H137ZM186 110V109H185ZM41 111V110H40ZM44 110H42V112H43ZM47 111V110H46ZM45 111V112H46ZM63 111V110H62ZM83 111H86V110H83ZM97 111V110H96ZM99 111V110H98ZM101 111V110H100ZM99 111V112H100ZM129 111V110H128ZM141 111V110H140ZM73 112H74V110H73ZM137 112V111H136ZM135 112V113H136ZM146 112V111H145ZM144 112V113H145ZM148 112V111H147ZM182 112V111H181ZM50 113H52V112H50ZM56 113V112H55ZM72 113V112H71ZM85 113V112H84ZM96 113V112H95ZM137 113H139V112H137ZM143 113V114H144ZM161 114H163L162 112H160ZM159 113V114H160ZM46 114V113H45ZM57 114V113H56ZM64 114V113H63ZM68 114H69V112H68ZM74 114V113H73ZM77 114V113H76ZM89 114V113H88ZM126 114V113H125ZM142 114V112H141V115H143ZM159 114H156V115H159ZM165 114H164V116L163 115H161V116H163V117H165ZM183 114V113H182ZM42 115V114H41ZM49 115V114H48ZM54 115V114H53ZM79 114H77V116H78ZM90 115H92V114H90ZM89 115V116H90ZM98 115V114H97ZM128 115V114H127ZM133 115V114H132ZM137 114H135V116H136ZM145 115V114H144ZM149 115V116H150ZM155 115V116H156ZM178 115V114H177ZM184 115V114H183ZM182 115V116H183ZM43 116V115H42ZM41 116V117H42ZM63 116V115H62ZM131 116V115H130ZM129 116V117H130ZM152 116H154V114H152ZM185 116V115H184ZM182 117L183 119L185 118V117ZM47 117V116H46ZM53 117V116H52ZM94 117H96V116H94ZM99 117V116H98ZM127 117V116H126ZM133 117V116H132ZM160 117V116H159ZM167 117V116H166ZM165 117V118H166ZM181 117V116H180ZM60 118V117H59ZM68 118V117H67ZM73 118H74V116H73ZM125 118V117H124ZM173 118V117H172ZM172 118H170V119H172ZM175 118L176 117H174L173 119L175 120ZM64 119H65V117H64ZM80 119V118H79ZM78 119V120H79ZM82 119V118H81ZM92 119V118H91ZM168 119V118H167ZM43 120V119H42ZM53 120V122L55 121L54 119H52ZM88 120H89V118H88ZM182 120V119H181ZM51 121V120H50ZM60 121V120H59ZM92 121V120H91ZM40 122H42V121H40ZM49 122V121H48ZM52 122V121H51ZM61 122V121H60ZM63 122V121H62ZM81 122H83V121H81ZM88 122H90V121H88ZM91 123V122H90ZM116 123V122H115ZM44 124V123H43ZM65 124V123H64ZM63 124V125H64ZM35 125H37V124H35ZM60 125H61V123H60ZM116 125V124H115ZM119 125V124H118ZM41 126V125H40ZM42 126H44V125H42ZM45 126H46V124H45ZM64 126H67V124L66 125H64ZM63 126V127H64ZM68 127V126H67ZM115 127V126H114ZM65 128V127H64ZM99 128V127H98ZM118 128H119V126H118ZM122 128V127H121ZM157 128V127H156ZM61 129V128H60ZM109 129V128H108ZM117 129V128H116ZM131 129V128H130ZM133 129V128H132ZM136 129V128H135ZM172 129L173 128H171V131H172ZM62 130H64L63 128H62ZM66 130V129H65ZM68 130H70L69 128H68ZM96 130V129H95ZM123 130V129H122ZM121 130V131H122ZM136 130H138V129H136ZM136 130L134 131L135 132V134L137 133L136 132ZM148 130V129H147ZM158 130V129H157ZM170 130V128L168 129V131ZM176 130V129H175ZM113 131H114V129H113ZM120 131V132H121ZM127 131V130H126ZM130 131V130H129ZM132 131V130H131ZM139 131L141 132V131H143V130H140V128H139ZM66 133H68L67 131H65ZM64 132V133H65ZM97 132V133H96ZM117 132H119V131H117ZM133 132V133H134ZM158 132H159V130H158ZM172 132H174V130L172 131ZM127 133V132H126ZM128 133H130V132H128ZM143 133H145V132H143ZM164 133V132H163ZM166 133V132H165ZM164 133V134H165ZM171 133V132H170ZM118 134V133H117ZM124 134H125V132H124ZM132 134V133H131ZM134 134V135H135ZM153 134V133H152ZM161 134H162V132H161ZM167 134H169V133H167ZM176 135H177V133H175ZM174 134V135H175ZM119 135H123L122 133L121 134H119ZM127 135V134H126ZM147 135H148V133H147ZM146 135V136H147ZM156 135H157V133H156ZM160 135V134H159ZM174 135L172 136V138L174 137ZM138 136V135H137ZM136 136V139L138 138ZM140 136H142V134L140 135ZM145 136V137H146ZM124 137H126V136H124ZM123 137V138H124ZM157 137V136H156ZM160 137H161V135H160ZM170 137V136H169ZM168 137V138H169ZM39 138H42V140L43 141H45V140H51V141H53V142H51L50 144L49 143H47V142H43V141H37V139H39ZM44 138V139H43ZM55 138V139H54ZM67 138H70V139H67ZM121 138H122V136H121ZM123 138H122V140H123ZM132 138V137H131ZM134 138V137H133ZM142 138H143V136H142ZM147 138V137H146ZM155 138V137H154ZM171 138V139H172ZM176 139H177V136L175 137ZM182 138V137H181ZM74 139V140H73ZM130 139V138H129ZM135 139V140H136ZM139 139V138H138ZM137 139V140H138ZM148 140H149V138H147ZM156 139V138H155ZM165 139V138H164ZM186 139V138H185ZM184 139V140H185ZM39 140H41V139H39ZM71 140H73V141H71ZM86 140V139H85ZM142 140V139H141ZM167 140V139H166ZM170 140V139H169ZM111 141V140H110ZM115 141V140H114ZM113 141V142H114ZM119 141V140H118ZM140 141V140H139ZM145 141H147V140H145ZM156 141L157 142H159V140H157L156 139ZM156 141H155V143H156ZM162 141V140H161ZM177 141V140H176ZM117 142V141H116ZM123 142V141H122ZM169 142V141H168ZM172 142V141H171ZM185 142V141H184ZM86 143V142H85ZM118 143V142H117ZM119 143H120V141H119ZM119 143H118V145H119ZM127 143V142H126ZM125 143V144H126ZM130 143H134V145H135V143H136V141L135 142H132V141H130ZM129 143V141H128V143L127 144H130ZM138 143V142H137ZM136 143V144H137ZM149 143H150V141H149ZM177 142H175V144H176ZM178 143H180V139H179V141H178ZM182 143H183V141H182ZM181 143V144H182ZM186 143V142H185ZM184 143V144H185ZM87 144H89V143H87ZM110 144H111V142H110ZM115 144V143H114ZM114 144H111V145H114ZM122 144V143H121ZM143 144V143H142ZM151 144V143H150ZM157 144H160V142L159 143H157ZM164 144V143H163ZM170 144V143H169ZM180 144V145H181ZM72 145V144H71ZM116 145V144H115ZM131 145V144H130ZM129 145V146H130ZM138 145V144H137ZM136 145V146H137ZM162 145V144H161ZM161 145H159V146H161ZM178 145V144H177ZM179 145V146H180ZM120 146V145H119ZM125 146V145H124ZM128 146V147H129ZM132 146V145H131ZM140 146H142V145H140ZM152 146V145H151ZM158 146V147H159ZM166 146V145H165ZM170 146V145H169ZM179 146H177V147H179ZM182 146V145H181ZM186 146V145H185ZM76 147V146H75ZM78 147V146H77ZM82 147H83V145H82ZM126 147V146H125ZM125 147H124V150H125ZM128 147H126V148H128ZM155 147V146H154ZM174 147V146H173ZM176 147V146H175ZM220 147V146H219ZM63 148H62V150H63ZM69 148V147H68ZM119 148V147H118ZM129 148H131V147H129ZM128 148V149H129ZM132 148H133V146H132ZM131 148V149H132ZM137 148H139V147H137ZM143 148H144V146H143ZM147 148H148V145H147ZM150 148V147H149ZM156 148V147H155ZM162 148V147H161ZM167 148V147H166ZM183 148H185V147H183ZM80 149H82V148H80ZM83 149H85V148H83ZM136 149V148H135ZM134 149V150H135ZM159 149V148H158ZM168 149V148H167ZM178 149V148H177ZM192 149V148H191ZM76 150V149H75ZM85 150H87V149H85ZM140 150V151H139ZM138 150V152H142L141 151V148ZM156 150V149H155ZM170 150V149H169ZM169 150H167V152L169 151ZM172 150V149H171ZM74 151V150H73ZM118 151H120V150H118ZM135 151H137V150H135ZM151 151V150H150ZM184 151H185V149H184ZM188 151V150H187ZM196 151V150H195ZM64 152H66V153H64ZM69 152V151H68ZM117 152V151H116ZM123 152V151H122ZM125 152V151H124ZM123 152V153H124ZM127 152L128 151H126V154H127ZM155 152V151H154ZM158 152H160V151H158ZM166 152V153H167ZM172 152V153H173ZM186 152V151H185ZM218 152V154H220L221 152H220V149H219V151H217ZM216 152V153H217ZM220 152V153H219ZM122 153V154H123ZM129 153V152H128ZM143 153V152H142ZM169 153V152H168ZM195 153H197V152H195ZM222 153H223V151H222ZM132 154H134V152L132 153ZM144 154V153H143ZM150 154V153H149ZM158 154V153H157ZM156 154V155H157ZM161 154L162 153H160V156H161ZM171 154V153H170ZM120 156H121V153L119 154ZM140 155H142V154H140ZM139 154H138V156L139 157H141ZM205 155V154H204ZM203 155V156H204ZM123 156H125L126 157V155H122L121 157H123ZM130 156V155H129ZM144 156V155H143ZM147 156H148V154H147ZM159 156V155H158ZM157 156V157H158ZM165 156H166V154H165ZM169 156V155H168ZM120 157V158H121ZM131 157V156H130ZM136 157V156H135ZM134 157V158H135ZM145 157V156H144ZM162 157H164L163 155H162ZM202 157V156H201ZM127 158V157H126ZM129 158V157H128ZM127 158V159H128ZM132 158V157H131ZM155 158H156V156H155ZM168 158V157H167ZM206 158V157H205ZM204 158V159H205ZM123 159H124V157H123ZM146 159V158H145ZM125 160V159H124ZM131 160V159H130ZM133 160V159H132ZM139 160V159H138ZM141 160V159H140ZM160 160V159H159ZM198 160H200V158L198 159ZM201 160H202V158H201ZM205 160H207V159H205ZM93 161V162H92ZM136 161H137V159H136ZM136 161H132V162H136ZM209 161V160H208ZM208 161H206V162H208ZM141 162V161H140ZM198 162V161H197ZM191 163H192V161H191ZM196 163V162H195ZM201 163V162H200ZM210 163H211V161H210ZM197 164V163H196ZM204 164V163H203ZM202 164V165H203ZM207 164V163H206ZM205 164V165H206ZM129 165V164H128ZM142 165V164H141ZM153 165V164H152ZM172 165V166H171ZM189 165H191L192 166V168H193V163L192 164H189ZM140 166V165H139ZM138 166V167H139ZM180 166V165H179ZM197 166H199V165H197ZM134 167H135V165H134ZM153 167V166H152ZM171 167V168H170ZM188 167H190V166H188ZM203 167V166H202ZM150 168V169H149ZM163 168H170V172H169V178H167L169 181H175L176 179H178V178H181L184 182H186L185 184H184V187H182V186H180V187H177L176 185H174V184H169V183H167L166 181L164 182V180L162 179V178H160L155 172L156 171H160V172H162V169ZM195 168V167H194ZM193 168V169H194ZM200 168V167H199ZM204 168V167H203ZM173 169V170H172ZM198 169V168H197ZM137 170H138V168H137ZM139 170H140V168H139ZM165 170V169H164ZM187 170V169H186ZM190 170V168L188 169V171ZM205 170H206V168H205ZM204 171V170H203ZM193 173V172H192ZM142 174V175H141ZM159 174V173H158ZM162 174V173H161ZM198 174V173H197ZM204 174V173H203ZM192 175H194V173L192 174ZM201 175V174H200ZM205 176V175H204ZM203 176H201V178H202ZM211 177V176H210ZM197 178H198V176H197ZM200 178V177H199ZM198 178V179H199ZM203 178H206V177H203ZM202 178V179H203ZM209 179V178H208ZM197 180V179H196ZM198 181V180H197ZM196 181V182H197ZM204 181V180H203ZM194 182V181H193ZM202 182V181H201ZM203 183V182H202ZM205 183V182H204ZM219 183V182H218ZM195 185V184H194ZM217 185V184H216ZM203 186V188H204V184L202 185ZM228 186V185H227ZM191 187H193V186H191ZM196 187V186H195ZM217 187H219V186H217ZM222 187V185H220V188ZM197 188V187H196ZM83 189H87L88 190V192L87 191H85L84 192V190ZM202 189V188H201ZM200 189V190H201ZM206 189H207V187H206ZM203 190V189H202ZM95 191V190H94ZM195 191H196V189H195ZM198 191V190H197ZM197 191H196V193H197ZM209 192V191H208ZM201 193V192H200ZM211 193H213V192H211ZM210 193V194H211ZM182 195L183 197H182V199L180 200V202L177 204V199H178V196L179 195ZM198 194V193H197ZM214 194V193H213ZM235 194V193H234ZM116 196H118V197H116ZM231 196H233V195H231ZM208 197V196H207ZM216 197V196H215ZM194 198H195V195H194ZM201 198V197H200ZM206 198V197H205ZM231 198V197H230ZM133 199H135V200H143L142 201V203H137V202H135ZM210 199V198H209ZM235 199V198H234ZM241 199V198H240ZM262 199H263V197H262ZM126 200H129V204H126L125 203V201ZM131 200H133L135 203H133ZM212 200V199H211ZM255 200V199H254ZM264 200V199H263ZM82 201H85L86 202V206H87V208L89 209V210H91V211H98L99 213L96 215V214H91L90 212H89V210H87V209H84L83 207H82V205H81V203H82ZM227 201V200H226ZM234 201V200H233ZM85 202L83 203V204H85ZM143 202H146L147 203V205H141V204H143ZM149 202H151L150 204L151 205H149ZM229 202V201H228ZM236 202H238V201H236ZM235 202V203H236ZM102 203V204H101ZM211 203V202H210ZM226 203V202H225ZM155 204V203H154ZM162 204V205H163ZM213 204V203H212ZM237 204V203H236ZM221 205H222V203H221ZM228 205H230L229 203H228ZM219 206V205H218ZM215 207V206H214ZM220 207V206H219ZM218 207V208H219ZM225 207V206H224ZM224 207H222L223 209H224ZM239 207V206H238ZM163 208H167V206L166 207H163ZM213 208V207H212ZM228 207H226V209H227ZM177 209V208H176ZM221 209V208H220ZM242 210L244 209V208H241ZM88 211V212H86V211ZM166 210V209H165ZM240 210V209H239ZM242 210H240V211H242ZM160 211V210H159ZM176 211V210H175ZM216 211V210H215ZM218 211H220V210H218ZM178 212V211H177ZM178 212V213H179ZM237 212V211H236ZM235 212V213H236ZM243 212V211H242ZM263 212V211H262ZM176 213V212H175ZM207 213V214H206ZM211 213V212H210ZM209 213V214H210ZM125 214L127 215L128 214V216H125ZM133 214H136V215H133ZM174 214V213H173ZM217 215V216H216ZM216 215H213V216H209L210 218H212L211 220H213V222L215 223V224H218V220H215L217 217H220V216H223V215H218L217 214V212H216ZM236 215V214H235ZM234 215V216H235ZM201 216V217H200ZM226 216V215H225ZM228 216V215H227ZM143 217H145V216H143ZM160 217V216H159ZM177 217V216H176ZM194 217V216H193ZM192 217V218H193ZM207 217V216H206ZM229 217V216H228ZM237 217V216H236ZM239 217V216H238ZM240 217H242V216H240ZM239 217V218H240ZM256 217V216H255ZM161 218V217H160ZM184 218V217H183ZM195 218H196V216H195ZM221 218V217H220ZM230 218V217H229ZM252 218V217H251ZM132 219V221H134ZM190 219V218H189ZM224 218H222V220H223ZM228 219V218H227ZM234 219V218H233ZM232 219V220H233ZM243 219H245V218H243ZM255 219V218H254ZM134 221V222H138V221ZM145 220V221H146ZM160 220H162V219H160ZM181 220V219H180ZM180 220L178 219V221L180 222ZM183 220V219H182ZM181 220V221H182ZM193 220V219H192ZM225 220V219H224ZM223 220V222H225ZM231 220V221H232ZM258 220V219H257ZM184 221V220H183ZM182 221V222H183ZM188 221V220H187ZM191 223H192V221L191 220H189ZM234 221H237V220H234ZM134 222H132V223H134ZM140 222V221H139ZM142 222V221H141ZM140 222V223H141ZM150 222V221H149ZM238 222V221H237ZM241 222V221H240ZM244 222V221H243ZM177 222H175V224H176ZM181 223V222H180ZM230 224H231V222H229ZM242 223V222H241ZM131 224V223H130ZM178 224V223H177ZM213 224V223H212ZM220 224V223H219ZM218 224V225H219ZM228 224V223H227ZM226 223H224L223 225L225 226V225H227ZM255 224H256V222H255ZM125 225H129V224H125ZM180 225V224H179ZM182 225H183V223H182ZM188 225V224H187ZM207 225V226H206ZM232 225H233V221H232ZM235 225V224H234ZM244 225V224H243ZM263 225V224H262ZM113 226V227H114ZM151 226H152V224H151ZM191 226H192V224H191ZM194 226H192L191 228L193 229V227ZM228 226V225H227ZM240 226V225H239ZM244 226H246V224L244 225ZM61 227H63L62 229H61ZM65 227H67V226H65ZM119 227V228H120ZM153 227V226H152ZM226 227V226H225ZM224 227V228H225ZM238 227V226H237ZM237 227H234V228H236L237 229ZM263 227V226H262ZM261 227V229H264V227L262 228ZM115 228V227H114ZM113 228V231L114 230H116V229H114ZM151 228V227H150ZM176 228H178V226L176 227ZM190 228V227H189ZM218 228V227H217ZM223 228V229H224ZM227 228V227H226ZM225 228V229H226ZM231 228V227H230ZM233 228V227H232ZM61 229V230H60ZM68 229V228H67ZM66 229V230H67ZM152 229V228H151ZM179 229V228H178ZM187 229V228H186ZM207 229H208V227H207ZM215 229V228H214ZM221 229V228H220ZM239 229V228H238ZM241 229H243L242 227H241ZM259 229H260V227H259ZM94 230L96 231H98V234L96 233V232H94ZM100 230V231H101ZM106 230H108V229H106ZM110 230V231H111ZM154 230V229H153ZM222 230V229H221ZM230 230V234H232V235H230L231 237H230V239H234V238H236V237H238V235H239V231L240 230H232L231 231V229H229ZM245 230V229H244ZM247 230V229H246ZM250 230V229H249ZM252 230V229H251ZM256 230H258V229H256ZM103 231V230H102ZM110 231L107 233V235L110 233ZM113 231H112V233H113ZM151 232H153L152 230H150ZM176 231H178V230H176ZM175 231V232H176ZM180 231H181V229H180ZM189 231V230H188ZM225 231V230H224ZM224 231H223V233H224ZM226 231H228V230H226ZM243 231V230H242ZM261 231V230H260ZM263 231V230H262ZM105 232H107V231H105ZM104 232V233H105ZM116 232V231H115ZM175 232H173V233H175ZM184 232V231H183ZM211 232H213V231H211ZM211 232H210V234H211ZM217 232H219V231H217ZM221 232V231H220ZM251 232H253V231H251ZM74 233H75V236H74ZM117 233V232H116ZM115 233V234H116ZM126 233V232H125ZM179 233V232H178ZM246 233V232H245ZM254 233H255V231H254ZM115 234H110L111 236H108L109 238H107V235H105V237L107 238V239H112L113 237H116L115 236ZM152 234H154V232L152 233ZM176 234V233H175ZM174 234V235H175ZM180 234H181V232H180ZM209 234V235H210ZM213 234V233H212ZM217 234V233H216ZM222 234V233H221ZM225 234V233H224ZM227 234V233H226ZM229 234V233H228ZM248 234H250L249 232H248ZM248 234H246V236L248 235ZM112 235H114V236H112ZM117 235V234H116ZM122 235V234H121ZM120 235V233L118 234V236H121ZM125 235V234H124ZM172 235V234H171ZM188 235H191V234H188ZM220 235V234H219ZM241 235V234H240ZM253 235V234H252ZM126 236H127V234H126ZM178 236H180L179 237V239L177 238ZM185 236H187V235H185ZM211 236V235H210ZM223 237H224V235H222ZM261 236V235H260ZM92 237V236H91ZM110 237H112V238H110ZM188 237V236H187ZM192 237V236H191ZM206 237V236H205ZM207 237H209V236H207ZM214 237V236H213ZM212 237V238H213ZM248 237H249V235H248ZM263 238H264V236H262ZM87 238H89V237H87ZM99 238H100V236H99ZM104 238V237H103ZM121 239H122V236L120 237ZM171 238H172V236H171ZM176 240L177 241H179V242H182V243H184L185 245H184V247L187 245V243H189L188 241H189V237H188V241L187 240H184V235H179V234H177L176 235ZM195 238V237H194ZM204 238V237H203ZM222 238V237H221ZM220 238V239H221ZM225 238V237H224ZM223 238V239H224ZM249 238H251V237H249ZM258 238V237H257ZM85 239V238H84ZM107 239H106V241H107ZM116 239H117V237H116ZM119 239V238H118ZM186 239V238H185ZM207 239V238H206ZM219 239V240H220ZM222 239V240H223ZM239 239V238H238ZM252 240H253V238H251ZM54 240V241H55ZM81 240V239H80ZM91 240H93V237H92V239ZM90 240V241H91ZM96 240L97 239H95L93 242H94V245H98V247H100V245L99 244H95V242H96ZM103 240V239H102ZM100 241L101 242V244L103 243V241ZM193 240V239H192ZM196 240H198L197 238H196ZM229 240V239H228ZM257 240V239H256ZM67 241V240H66ZM83 241H85V240H82L81 242H83ZM89 241V240H88ZM112 241H113V239H112ZM190 241H191V238H190ZM194 241V240H193ZM200 241V240H199ZM202 241V240H201ZM209 241V240H208ZM217 241V240H216ZM225 241V240H224ZM246 241V240H245ZM61 241H59V243H60ZM64 242V241H63ZM78 242V241H77ZM80 242V241H79ZM78 242V243H79ZM97 242H98V240H97ZM108 242V241H107ZM192 242V241H191ZM190 242V243H191ZM195 242H197V241H195ZM218 242L219 241H217V244H218ZM241 242V241H240ZM56 243V242H55ZM55 243H54V246H57V245H55ZM66 243V242H65ZM90 243V242H89ZM91 243H92V241H91ZM154 243V242H153ZM220 243V242H219ZM258 243H259V241H258ZM57 244H58V242H57ZM82 244V243H81ZM85 244H86V242H85ZM104 244V243H103ZM191 244H193V243H191ZM201 244V243H200ZM214 244V243H213ZM226 244V243H225ZM224 244V245H225ZM256 244V243H255ZM60 245H61V243H60ZM70 245H72L73 247H74V244L71 242V244ZM93 245V246H94ZM153 245V244H152ZM195 245V244H194ZM229 245V244H228ZM226 246V247H229V246ZM239 245H241V243L239 244ZM50 246H52V247H50ZM65 246V245H64ZM68 246H69V243H68ZM67 246V247H68ZM104 246V245H103ZM107 246H108V244H107ZM188 246V245H187ZM190 246H192V245H190ZM204 246V245H203ZM219 246H220V244H219ZM61 248L63 247L62 245L60 246ZM72 247V248H73ZM75 247H77V245L75 246ZM74 247V248H75ZM96 246H94V247H90V248H92V252H93V248H95ZM105 247V246H104ZM159 247V246H158ZM230 247H231V245H230ZM235 247V246H234ZM233 247V248H234ZM261 247V246H260ZM263 247V246H262ZM50 248H52V249H50ZM64 248V247H63ZM63 248H62V250H63ZM71 248V247H70ZM73 248V252H76V253H78L77 252V250L76 249H74ZM102 248V250H106L107 251V249H105V248H103V247H101ZM153 248H156L155 246H153ZM188 248H190V247H188ZM193 248V247H192ZM192 248H190V249H192ZM237 248V247H236ZM235 248V249H236ZM258 248V247H257ZM67 249H69V248H67ZM78 249H80L79 247H78ZM97 250H98V248H96ZM186 249V248H185ZM207 249H208V247H207ZM217 249V248H216ZM230 249V248H229ZM234 249V250H235ZM50 250H52V253L50 252ZM71 250L69 249V251L67 252L68 254L71 252ZM74 250H76V251H74ZM95 251V249H94V251L95 252H97L98 254H97V256H99V257H103L104 255H102V256H100L99 255V252L98 251ZM101 249H99V251H100ZM135 250V249H134ZM155 250V249H154ZM159 249H157L156 251H158ZM187 250V249H186ZM220 250V249H219ZM261 250V249H260ZM61 251V250H60ZM63 251H65V249L63 250ZM79 251V250H78ZM81 251V250H80ZM209 252H210V250H208ZM215 251V250H214ZM229 251V250H228ZM231 251V250H230ZM249 251H251V250H249ZM82 252H83V250H82ZM91 251H90V253L89 254H91L92 253ZM94 252V254H96ZM220 252V251H219ZM222 252V251H221ZM226 252H227V250H226ZM237 252V251H236ZM65 253V252H64ZM76 253H72L73 254V256H74V254L76 255V256H74V257H77V254ZM105 254L107 253V255H108V251L107 252H104ZM170 253V252H169ZM187 253V252H186ZM189 253H191L190 251H189ZM217 253V252H216ZM251 253V252H250ZM71 254V253H70ZM69 254V255H70ZM71 254V255H72ZM83 254V253H82ZM81 254V256H83ZM85 254V253H84ZM93 254V256H94V258L96 257L95 255ZM101 254V253H100ZM168 254V253H167ZM211 254H212V252H211ZM241 254V253H240ZM62 255V254H61ZM61 255H57V256H61ZM71 255L69 256L70 258V260L71 259H73V258H71ZM213 255V254H212ZM216 255V254H215ZM222 255H223V253H222ZM225 255V254H224ZM224 255H223V258H224ZM226 255H228L227 253H226ZM233 255V254H232ZM234 255H235V253H234ZM56 256V258H55V260H57L58 261V257ZM68 256V255H67ZM80 256V255H79ZM92 255H90V257H91ZM204 256V255H203ZM207 256H210L209 254L207 255ZM89 257V258H90ZM98 257V258H99ZM109 257V256H108ZM107 257V258H108ZM218 257V256H217ZM227 258H228V256H226ZM59 258H62V257H59ZM68 258V257H67ZM92 258V257H91ZM91 258H90V260H91ZM97 258V259H98ZM104 258V257H103ZM106 258V259H107ZM109 258H111V257H109ZM108 258V259H109ZM120 258L122 259V256H120ZM211 258V257H210ZM222 258V259H223ZM239 258V257H238ZM63 259H65L64 258V256H63ZM62 259V260H63ZM78 259H80L79 257H78ZM77 259V260H78ZM93 259V258H92ZM105 259V260H106ZM108 259H107V261H108ZM116 259V258H115ZM206 259H207V257H206ZM209 259V258H208ZM219 259H221V258H219ZM226 259V258H225ZM224 259V260H225ZM69 260V261H70ZM76 260V261H77ZM81 260H85V262H86V259H85V257L84 258H81ZM96 260V259H95ZM95 260H91L90 262H92V261H94L95 262ZM110 260V259H109ZM215 260V259H214ZM241 260H243V259H241ZM260 260V259H259ZM63 261H65V260H63ZM72 261H75L74 259L72 260ZM98 261V260H97ZM111 261H112V258H111ZM116 261V264H117V260H115ZM115 261H114V263H115ZM210 261H211V259H210ZM257 261V260H256ZM51 262V263H50ZM59 262H60V259H59ZM66 262V261H65ZM94 262H92V264H94ZM99 262H102L101 261V259L98 261V263L97 262H95V263H97V264H99ZM105 262V261H104ZM103 262V263H104ZM113 262V261H112ZM112 262H110V263H112ZM226 262H227V259H226ZM264 262V261H263ZM73 264H74V262H72ZM77 263L79 264V263H81L82 264V261L80 262V261H77ZM229 263V262H228ZM231 263V262H230ZM53 264H54V262H53ZM56 264V263H55ZM58 264V263H57ZM63 264V263H62ZM64 264H66V263H64ZM68 264V263H67ZM86 264V263H85ZM118 264H120L119 263V261H118ZM122 264V263H121ZM220 264V263H219ZM246 264V263H245Z\"/></svg>","mask_w":264,"mask_h":264}]
</instances>
